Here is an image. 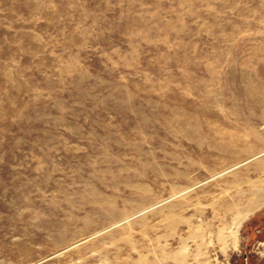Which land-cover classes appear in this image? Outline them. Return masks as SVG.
Listing matches in <instances>:
<instances>
[{
	"label": "rangeland",
	"instance_id": "obj_1",
	"mask_svg": "<svg viewBox=\"0 0 264 264\" xmlns=\"http://www.w3.org/2000/svg\"><path fill=\"white\" fill-rule=\"evenodd\" d=\"M141 240L264 264V0H0V264Z\"/></svg>",
	"mask_w": 264,
	"mask_h": 264
},
{
	"label": "bare ground",
	"instance_id": "obj_2",
	"mask_svg": "<svg viewBox=\"0 0 264 264\" xmlns=\"http://www.w3.org/2000/svg\"><path fill=\"white\" fill-rule=\"evenodd\" d=\"M146 241H134L132 243H120V245H117L112 251H106L104 252V257H116V260L113 261V264H142L145 260L143 258L141 260L132 261L133 258H130L131 260H127L126 256H140L141 251H143L147 247ZM125 256V257H124ZM135 256V257H136ZM186 257V256H184ZM139 258V257H138ZM100 258L98 256L92 257L89 260V264H92V262L98 261ZM185 260V259H184ZM82 264H86L82 263ZM145 264V263H143Z\"/></svg>",
	"mask_w": 264,
	"mask_h": 264
}]
</instances>
